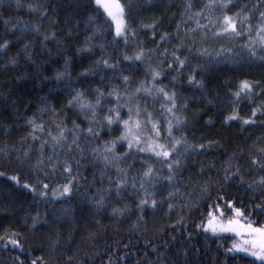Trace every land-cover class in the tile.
Returning <instances> with one entry per match:
<instances>
[{
  "label": "trees",
  "instance_id": "obj_1",
  "mask_svg": "<svg viewBox=\"0 0 264 264\" xmlns=\"http://www.w3.org/2000/svg\"><path fill=\"white\" fill-rule=\"evenodd\" d=\"M120 4L125 8V19L127 20L130 29L137 30L135 37H130L128 54H132L137 49V42H142L146 48L157 47V42L160 39V34L164 32L174 33L176 30L177 21L183 19L185 0H119ZM205 0H193V12L199 10ZM235 3H247L249 7L254 0H234ZM20 6L17 7V0H0V43L5 39L10 40L11 44L7 50H0V147L8 145L11 147H22L20 138L30 131V126L25 124L27 117L32 116L34 112H38L39 108L47 104L60 110L61 115H66L65 122L68 127H71L72 121L76 120L82 127H87V123L83 121V117L67 106L69 99V89L66 87H58L55 79L57 70L63 71L65 57H71L68 64V71L71 77L76 80L72 84V88H84L90 86L88 98L94 99L95 93L92 89L99 86L107 91L112 84H119L121 90L124 85L119 79H113L109 82L107 79L104 82L100 81L99 75L81 77L78 74L84 68L90 65L100 56L101 50L98 44L104 39L111 40L114 35L113 24L107 17L106 13L100 6H97L94 0H19ZM29 4L42 5L36 11H31L28 8ZM72 5L70 11L65 10V6ZM76 5H79L77 10ZM56 9L53 11V9ZM47 9V14L41 16V12ZM233 8L232 11H236ZM247 11V9H244ZM89 15L96 16V24L107 30V34L103 39L93 40L92 44L97 45L91 53H78L76 47L83 45L85 37L93 31L91 25H87L85 20ZM70 16L69 24H65V17ZM55 19L57 23L53 24ZM9 20L8 24L4 21ZM21 21V25L12 28L13 24ZM156 22L153 29L142 28L141 25L153 24ZM24 22L28 25H40L41 33L52 31L71 26L74 36L67 41L65 49L62 53L56 52L55 42L48 43V47L52 49L50 56L47 50L41 51L40 34L34 31L24 33V38L17 42L14 37L20 35V27ZM77 22H79L77 24ZM204 21H201L203 23ZM253 24L257 21L253 20ZM193 24L186 27H193ZM183 27L181 36L184 35ZM215 29H213L214 31ZM153 32L156 33L153 36ZM59 36H64L63 31H58ZM253 35L255 32L253 31ZM31 61H29L24 53L20 51L21 45L27 41H33ZM200 34H196V39L199 41ZM247 37H245V40ZM245 40L232 41L229 38L221 37L219 39L209 38L206 42L197 43L196 48L206 47L210 51L208 56H212L213 60L209 61L207 56L201 58V53L193 50L189 53L185 48L179 55L188 56L190 63L184 72L181 73L177 83L170 82V78L176 75L175 71L166 73L165 77L158 81L159 84L166 85L169 92L175 90L178 94V105H184L187 101V106L178 108L179 114L186 118L184 127L175 131L173 134L177 137L183 133L187 136L190 143L206 144L208 141H219L216 145L205 151L194 153L187 157L184 170L181 175L184 181H190L187 184L180 183L178 186L185 193L184 197H178L175 203L181 204L186 199L194 206L192 208H184L179 215H183L187 223L175 224L174 221L179 219L177 210L168 213L167 202L157 207V209H147L145 213L146 223L142 224L139 229L133 227V222L136 221L138 212L133 209L125 217L116 219L109 217L106 209L103 214L97 215L92 206L87 201V196L95 190L89 189L87 185L80 187L65 200L58 201L55 205L50 202L46 203L39 196V191H42V185L33 193L31 189L25 188L24 184L35 185L37 180H44L43 175L37 176L33 173L27 164H19L15 161V153L10 156L0 154V172L5 175H0V237L10 235L13 231L18 233V236L13 237L18 239L23 247L17 248L11 245L7 240L0 238V264H16V258L19 257L24 261V264H31L33 259L42 258L50 261V264H57L62 261L63 257L57 255L61 249L57 248L55 252L51 249V242L59 233L60 241L63 243L72 236V245L80 246L81 249H86L89 254L97 253L96 264H107V253L113 252V246L116 241H119L118 247L120 251H124L123 245H129L127 251L130 253L126 259V264H138V255H142L145 251L149 253V258L155 255L151 250V245L155 243L162 251L166 252L168 257L186 259L189 264H249L248 259H242L245 256L243 252L236 250L228 251L234 244H243L240 236L231 233H212L206 231L203 227L197 229L196 225L201 222H206L209 217V211H212L217 219L228 221L233 218L234 213L230 207L225 205L224 200L217 201L215 199L217 192L223 187V195L227 200H233L234 206L239 207L244 211L247 221L254 223L256 227L264 226V215L259 212H253L252 206L258 204L259 196L264 193H256L255 199L249 197L253 194L247 190V186H239L237 181L226 183L222 177L224 175L225 162L229 159L233 152H239L241 147L245 148V153L238 156L237 159L242 166V169H248L245 173L246 180H251L264 173L253 172L250 164V158L247 149L252 145L253 141H257L258 137H264V115L259 112L254 117L256 123L241 126V120H233L225 122V117L232 114L233 107L236 108L241 118L251 117L252 108L256 107L262 101L264 96H256L253 103L247 97L233 102L231 92L237 90L241 80L258 81L261 86H264V60L250 59L246 50L240 45L245 43ZM179 43V38H174L170 42L159 45L160 50L168 48L171 51L172 47ZM231 48V53H223L218 59L215 58V53L221 48ZM119 47L124 48V41L120 39ZM111 52L112 50L109 49ZM19 52V55L17 53ZM258 57H264V51H257ZM15 58L16 63L12 64L11 60ZM112 58L115 59V53H112ZM153 60L155 65L156 60ZM32 61L37 65H42V71L37 73ZM197 64L203 65L204 70H197L195 76L197 79L203 80V89L200 86L188 83V74L191 68ZM126 75L130 73H124ZM135 79L131 87H135L139 79L147 78L143 71H137L134 74ZM48 79H45V78ZM257 92L260 89H256ZM46 98V99H45ZM212 98L213 103L209 104L208 99ZM115 98L109 97L104 101L105 110L110 104H114ZM121 103H125L121 100ZM139 103L141 107L147 105L150 111H153L154 117L159 118L166 126V117L161 115L162 109L160 105L164 103L162 97L156 98L138 96L133 104ZM127 117V111L122 112V118ZM39 119H42L45 124V132L49 128L54 129L52 123L53 117L51 112L40 114ZM38 119V122H39ZM211 121V122H209ZM7 129V131H5ZM120 128L116 127L115 131L109 133L105 131L101 140L110 139L118 136ZM100 143L99 140L93 141V146ZM38 145V142L33 144V149ZM26 146V145H24ZM264 146V145H261ZM126 147V145H125ZM125 147H118L117 151L123 152ZM36 153L33 152L32 161L35 160ZM147 159L148 157L145 156ZM137 161L140 157L135 158ZM129 161L133 160L129 156ZM236 160L233 161L235 163ZM86 163V162H85ZM127 164V162H125ZM201 165L204 170L201 173ZM211 165V167H210ZM139 167V164L136 165ZM81 171L89 178L93 175V170ZM167 174L166 172L164 173ZM18 175L19 183L12 181L10 177ZM98 176V170H96ZM52 186L56 183H65L59 171H57ZM211 180V195L199 199L201 193L197 187L203 181ZM99 183L96 187H101ZM163 195L167 188L161 189ZM188 193H191L189 196ZM48 194L51 196V188L48 189ZM135 203L134 197H128ZM117 203H121L117 201ZM219 203L221 209H215L211 205ZM57 209V219L53 216L51 208ZM66 208L70 215L61 216L59 210ZM223 211V216L220 213ZM37 212L42 217H46L50 224L47 227H30L32 224L31 217ZM167 213V214H166ZM99 219L104 227L98 228L96 220ZM243 221V222H247ZM163 229L162 231H158ZM89 231H97L96 238L93 244L89 245L87 234ZM191 234V237H189ZM149 241L145 245V241ZM168 242L169 247L164 248V243ZM70 255L71 252L65 253ZM113 256L119 259V253L113 252ZM254 259V258H253ZM259 264V262H257Z\"/></svg>",
  "mask_w": 264,
  "mask_h": 264
},
{
  "label": "snow or ice",
  "instance_id": "obj_2",
  "mask_svg": "<svg viewBox=\"0 0 264 264\" xmlns=\"http://www.w3.org/2000/svg\"><path fill=\"white\" fill-rule=\"evenodd\" d=\"M97 6L103 8L107 17L114 23V35L111 40L104 39L98 44L101 54L90 65L83 69L78 75L84 78L88 76L99 75L100 81L104 82L106 79L111 82L113 79H119L124 85L121 90L119 84H112L111 87L105 91L102 87H95L92 89L95 93L94 99L88 98L90 86L84 88H72V84L77 81L74 80L69 71L68 64L71 57H65L64 70H57L55 72V79L57 86L66 87L69 89V99L67 106L72 110L78 112L83 121L87 123V127H82L76 120L72 121L71 127H68L66 115L62 116L60 110L51 107L47 104L39 108L38 112H34L25 120V124L30 126V131L20 138L22 147L12 145H4L0 147V154L10 156L12 152L15 153V161L21 165L27 164L31 171L37 176L43 175L42 182L37 180L35 185L25 183L24 187L31 189L33 193L41 187L43 190L39 191V196L44 199L46 203L55 205L60 200L69 198L76 189L88 186L89 189H95L91 195L87 196L88 203L97 215L103 214L106 209L109 217L120 219L125 217L128 213L135 209L139 214L136 221L133 222V227L139 229L145 221V213L147 209L155 210L157 207L167 202L168 213L177 210L179 219L174 221L175 224L187 223L183 215H179L184 208L194 207L187 199L177 204L175 201L178 197H184L185 193L178 186L180 183L187 184L190 181H184L181 175L187 162V157L210 149L219 145V141H208L206 144L190 143L187 136L181 133L179 137L173 133L186 124V118L178 113V108L187 106V101L184 105H178V94L175 90L169 92L166 85L159 84L158 81L165 77L166 73L175 71L176 75L171 76L170 82L177 83L181 73L188 67L190 60L188 56H181L179 53L185 48L189 53L193 50L201 53V58L207 56L208 60H213L212 56H208L209 49L206 47L196 48L197 43L206 42L209 38L219 39L221 37H228L230 40H245V43L240 47L247 51L250 59L264 60V57H258L257 51H264V0H254L251 6L247 3L237 4L234 0H205L202 7L193 12V0H185L184 11L182 13L183 19L177 21L176 30L174 33L164 32L160 34V39L157 42V47L146 48L142 42H137V49L132 54H128L127 48L129 46L130 37L137 35V30L130 29V26L125 19V8L119 3V0H94ZM19 0H17V7H19ZM42 5L29 4L28 8L31 11H36ZM72 5L65 6L66 11H70ZM78 10L79 5H76ZM236 8V11H232ZM244 9H247L245 11ZM56 9L54 8L53 11ZM47 14V9L41 12V16ZM97 17L89 15L85 20L87 25L93 27V31L85 37L83 45L76 47L78 53L89 52L97 46L92 44L93 40L103 39L107 34V30L95 23ZM70 16L65 17V24H69ZM257 23L253 24L252 21ZM201 21H204L201 23ZM10 21L5 20L8 24ZM53 24L57 23L55 19ZM79 22H77L78 24ZM156 22L148 25H141L142 28L153 29ZM193 24V27H186V25ZM21 25V21L17 20L12 28ZM183 27L184 35L181 36V29ZM213 29H215L213 31ZM34 31L41 35L40 45L41 51L47 50L51 56L52 49L48 47V43L54 41L56 52L62 53L65 49L67 41L74 36L73 28L71 26L59 29H53L45 33H41L40 25H32L31 28L27 22H24L20 27V35L14 37L19 42L24 38V33L27 31ZM58 31H63L64 36H59ZM253 31L255 35H253ZM200 34L199 41L196 39V34ZM156 33L153 32V36ZM174 38H179V43L175 44L171 51L168 48L160 50L159 45L170 42ZM36 37L33 41H27L21 45L20 51L24 53L26 58L31 61L32 47ZM123 39L124 48L119 47V41ZM11 41L5 39L0 43V50H7ZM109 49L112 51L110 52ZM115 53V59L112 58V53ZM231 53V48H221L215 53V58L218 59L223 53ZM19 55V52L17 53ZM156 60L155 65L153 60ZM12 64L16 63V59L11 60ZM37 73L42 71V65H37L32 61ZM197 70L203 71L204 66L197 64L191 68L188 74V83L198 85L203 89V80L197 79L195 73ZM137 71H143L144 76L147 77L139 79L136 86L131 87L135 76L132 75ZM130 73L128 75L124 73ZM45 79H48L47 77ZM256 89H260L259 92ZM140 95L145 97L156 98L162 97L164 103L160 105L162 109L161 115L166 117V126L159 118L154 117L153 111H150L147 105L141 107L139 103L133 104V101ZM233 102L247 97L253 103L256 96H264V86H261L258 81L241 80L236 91L231 92ZM114 97L115 103L110 104L107 109L104 108V101L106 98ZM46 99V98H45ZM124 100L125 103H121ZM208 103H213V99L209 98ZM127 111V117L122 118V112ZM51 112L54 124V129L49 128L45 132V124L42 119H39L40 114ZM264 115V101L252 108L251 117L241 118L233 107L232 114L225 117V122L233 120H241V126L255 124L254 117L257 113ZM39 119V122H38ZM211 122V121H209ZM264 125V121L260 122ZM116 127L120 128L118 136L110 139L101 140L105 131L111 133L115 131ZM7 131V129H5ZM99 140L93 146V141ZM38 142V145L33 149V144ZM26 145V146H24ZM126 145V147H125ZM264 137H258L257 141H253L252 145L247 149L250 158V164L253 172L264 173ZM118 147H125L123 152L117 151ZM36 157L32 161L33 152ZM245 148L241 147L239 152H233L229 159L225 162L223 181L230 183L236 181L238 178L239 186H247V190L253 195L250 199H255L256 193H264V175H259L254 179L246 180L245 173L248 169H242L237 157L245 153ZM129 156L133 160L129 161ZM139 156L140 160L135 158ZM145 156L148 158L146 159ZM236 160L235 163L233 161ZM86 162V163H85ZM127 162V164H125ZM139 164V167L136 165ZM211 167V165H210ZM84 171L93 170L91 178L84 175ZM98 170L99 175H96ZM204 167L201 165V173ZM57 171L60 172L65 183H56L53 187V181ZM167 173L166 175L164 173ZM0 175H5L0 172ZM12 181L19 183L18 175L10 177ZM99 183L101 187H96ZM212 181L206 180L197 185L201 193L199 199L206 198L211 195ZM51 188V196L48 194V189ZM167 188V191L161 195V189ZM190 196L191 193H188ZM134 197L135 203L128 199ZM217 201L224 200L225 205L229 206L234 213L233 218L226 223L218 220L212 211H209V219L206 222H201L196 225L199 229L203 227L206 231L212 233L218 232H234L237 235L248 236V239L243 244H234L228 251L236 250L245 254L242 259H248L249 264H264V226L256 227L253 222L247 221L244 211L234 206L233 200L225 199L223 195V187L217 192L215 197ZM117 201L121 203H117ZM259 203L252 206L253 212H259L264 215V195L259 196ZM215 209H221L219 203L211 205ZM53 216L57 219L60 217L56 215L57 209L51 208ZM61 216H68L70 212L66 208L59 210ZM167 214V213H166ZM223 211L220 215L223 216ZM32 224L30 227H47L50 222L46 217H42L39 212L31 217ZM247 221V222H243ZM99 226L98 230L106 227L99 219L96 220ZM160 229L158 231H162ZM97 231H89L87 234V241L89 245L93 244ZM19 234L13 231L10 235L0 237L7 240L11 245L17 248L23 247L18 239L13 237ZM191 237V234H189ZM145 245L149 241L144 242ZM119 241L115 242L113 252L119 253V259L113 256V252L107 253V264H126V259L130 254L127 249L129 245H123L124 251H120L118 247ZM169 243H164V248L167 249ZM57 248L61 250L57 255L63 257L62 261L57 264H96L97 253L89 254L86 249H81L80 246L73 247L72 236L61 243L59 233L51 242V249L53 252ZM152 252L155 255L149 258V253L145 251L142 255H138V264H189L186 259H173L168 257L167 253L162 251L155 243L151 245ZM70 251V255L65 253ZM254 258V259H253ZM16 264H24V261L19 257L16 258ZM31 264H50V261L42 258L33 259Z\"/></svg>",
  "mask_w": 264,
  "mask_h": 264
},
{
  "label": "rangeland",
  "instance_id": "obj_3",
  "mask_svg": "<svg viewBox=\"0 0 264 264\" xmlns=\"http://www.w3.org/2000/svg\"><path fill=\"white\" fill-rule=\"evenodd\" d=\"M120 3V2H119ZM102 8V7H101ZM103 9V8H102ZM104 11V10H103ZM110 19V18H109ZM113 24V28H114V23H112ZM225 39H228V37H224ZM218 220H222L223 222H227L226 220H224V219H218ZM218 233H231V234H236V233H234V232H218ZM237 235V234H236ZM238 236H240V239L242 240V242H244L245 240H247L248 239V236L246 235V234H244V235H238Z\"/></svg>",
  "mask_w": 264,
  "mask_h": 264
}]
</instances>
